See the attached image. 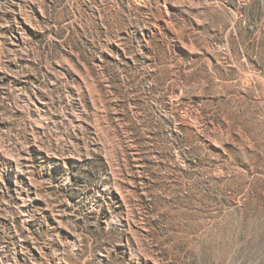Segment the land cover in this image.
<instances>
[{"label":"rangeland","instance_id":"1","mask_svg":"<svg viewBox=\"0 0 264 264\" xmlns=\"http://www.w3.org/2000/svg\"><path fill=\"white\" fill-rule=\"evenodd\" d=\"M0 264H264V0H0Z\"/></svg>","mask_w":264,"mask_h":264}]
</instances>
